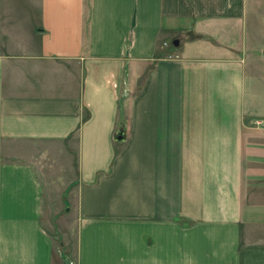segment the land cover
<instances>
[{
  "label": "crops",
  "instance_id": "1",
  "mask_svg": "<svg viewBox=\"0 0 264 264\" xmlns=\"http://www.w3.org/2000/svg\"><path fill=\"white\" fill-rule=\"evenodd\" d=\"M247 12V0H40L26 36L2 26L0 264H264ZM62 175L71 254L45 225Z\"/></svg>",
  "mask_w": 264,
  "mask_h": 264
},
{
  "label": "rangeland",
  "instance_id": "2",
  "mask_svg": "<svg viewBox=\"0 0 264 264\" xmlns=\"http://www.w3.org/2000/svg\"><path fill=\"white\" fill-rule=\"evenodd\" d=\"M39 3L40 0H0V32H3L1 28L5 26L10 31L13 41L26 36L29 30H33L34 22L39 16ZM247 11L249 48L252 58L251 72L253 80L257 79L256 81H258L257 89H254L255 92L256 90L259 92L260 101L257 103H260L262 113V115L252 117L255 125V122L257 124L260 120L264 121V67L262 65L264 61L262 57L264 51V0H247ZM53 167L51 163L44 165L46 172H49ZM62 178L63 175L56 181L53 179V186L50 188L51 196L46 203L50 211L45 215V225L51 236L57 240V243H60L57 247L61 250L65 246L64 248H68L71 254L76 245L75 214L73 213L75 198L69 196V189L65 192L62 191L64 193L62 194ZM66 207H69L71 214L64 212Z\"/></svg>",
  "mask_w": 264,
  "mask_h": 264
},
{
  "label": "built area",
  "instance_id": "3",
  "mask_svg": "<svg viewBox=\"0 0 264 264\" xmlns=\"http://www.w3.org/2000/svg\"><path fill=\"white\" fill-rule=\"evenodd\" d=\"M257 125H258V126H264V121H263V120L258 121V122H257Z\"/></svg>",
  "mask_w": 264,
  "mask_h": 264
},
{
  "label": "water",
  "instance_id": "4",
  "mask_svg": "<svg viewBox=\"0 0 264 264\" xmlns=\"http://www.w3.org/2000/svg\"><path fill=\"white\" fill-rule=\"evenodd\" d=\"M263 58H264V51H263Z\"/></svg>",
  "mask_w": 264,
  "mask_h": 264
}]
</instances>
